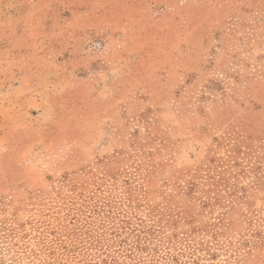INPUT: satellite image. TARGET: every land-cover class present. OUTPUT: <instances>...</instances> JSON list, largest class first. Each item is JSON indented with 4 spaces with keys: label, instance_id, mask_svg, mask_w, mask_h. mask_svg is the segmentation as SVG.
Instances as JSON below:
<instances>
[{
    "label": "rangeland",
    "instance_id": "obj_1",
    "mask_svg": "<svg viewBox=\"0 0 264 264\" xmlns=\"http://www.w3.org/2000/svg\"><path fill=\"white\" fill-rule=\"evenodd\" d=\"M140 225L264 264V0H0V264Z\"/></svg>",
    "mask_w": 264,
    "mask_h": 264
},
{
    "label": "trees",
    "instance_id": "obj_2",
    "mask_svg": "<svg viewBox=\"0 0 264 264\" xmlns=\"http://www.w3.org/2000/svg\"><path fill=\"white\" fill-rule=\"evenodd\" d=\"M224 171L216 170L212 178L218 177V182L224 180L221 178ZM196 186L194 182L188 184L190 191ZM228 198L234 199V193L230 192ZM214 200L219 201L217 198ZM211 204L210 200L205 203L207 206ZM158 222L161 224L162 221ZM169 222L162 225L166 227ZM140 227L135 230L122 228V232L111 233L102 228L105 234L96 237L92 230L86 228L75 234L77 237L73 241L59 238L57 242L62 256L59 264H71L77 259L84 264H203L216 255L210 251L212 246L209 240L196 241L190 236L169 234L163 226L159 229L144 225Z\"/></svg>",
    "mask_w": 264,
    "mask_h": 264
},
{
    "label": "crops",
    "instance_id": "obj_3",
    "mask_svg": "<svg viewBox=\"0 0 264 264\" xmlns=\"http://www.w3.org/2000/svg\"><path fill=\"white\" fill-rule=\"evenodd\" d=\"M21 87L23 88V85H21ZM21 87H20V86H16V85H15V88H17V89H18V88H21ZM23 89H24V90H26V88H25V87H24Z\"/></svg>",
    "mask_w": 264,
    "mask_h": 264
}]
</instances>
